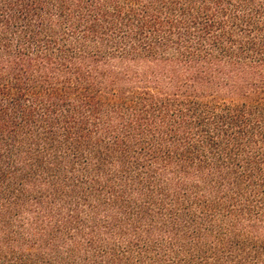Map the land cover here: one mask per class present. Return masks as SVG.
<instances>
[{
  "label": "trees",
  "instance_id": "1",
  "mask_svg": "<svg viewBox=\"0 0 264 264\" xmlns=\"http://www.w3.org/2000/svg\"><path fill=\"white\" fill-rule=\"evenodd\" d=\"M0 264H264V0H0Z\"/></svg>",
  "mask_w": 264,
  "mask_h": 264
}]
</instances>
